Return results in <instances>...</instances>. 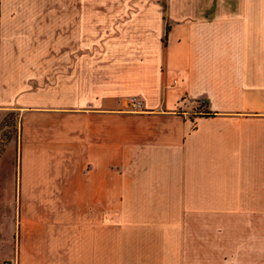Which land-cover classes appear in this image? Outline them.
Here are the masks:
<instances>
[{
  "label": "crops",
  "instance_id": "1",
  "mask_svg": "<svg viewBox=\"0 0 264 264\" xmlns=\"http://www.w3.org/2000/svg\"><path fill=\"white\" fill-rule=\"evenodd\" d=\"M6 110L14 264H264V0H0Z\"/></svg>",
  "mask_w": 264,
  "mask_h": 264
},
{
  "label": "rangeland",
  "instance_id": "2",
  "mask_svg": "<svg viewBox=\"0 0 264 264\" xmlns=\"http://www.w3.org/2000/svg\"><path fill=\"white\" fill-rule=\"evenodd\" d=\"M138 101L135 106L133 100ZM124 105L128 110L144 108L138 96H131ZM20 127L19 116L16 112L6 110L0 113V180L7 184L17 161V136ZM3 184V185H4ZM15 203L13 199H0V262L13 263V219Z\"/></svg>",
  "mask_w": 264,
  "mask_h": 264
},
{
  "label": "built area",
  "instance_id": "3",
  "mask_svg": "<svg viewBox=\"0 0 264 264\" xmlns=\"http://www.w3.org/2000/svg\"><path fill=\"white\" fill-rule=\"evenodd\" d=\"M137 103L139 102L134 99L132 105L135 106ZM0 264H14V263L3 261V262H0Z\"/></svg>",
  "mask_w": 264,
  "mask_h": 264
}]
</instances>
